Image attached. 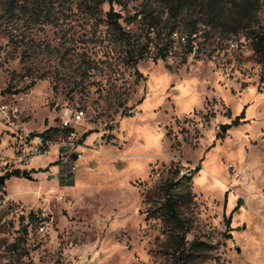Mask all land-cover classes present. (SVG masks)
<instances>
[{
    "label": "rangeland",
    "instance_id": "374dc122",
    "mask_svg": "<svg viewBox=\"0 0 264 264\" xmlns=\"http://www.w3.org/2000/svg\"><path fill=\"white\" fill-rule=\"evenodd\" d=\"M151 1L41 0L37 21L11 19L0 0V103L32 132L66 106L85 110L74 136L29 164L0 111V264H171L169 226L148 208L172 163L199 162L181 206L187 238L212 244L204 264H264V82L247 27L203 23L197 53L176 38L167 58L152 45L135 62L107 12L144 36L137 14L163 10ZM257 13L264 27V0ZM15 168L32 178L7 176Z\"/></svg>",
    "mask_w": 264,
    "mask_h": 264
},
{
    "label": "trees",
    "instance_id": "16d2710c",
    "mask_svg": "<svg viewBox=\"0 0 264 264\" xmlns=\"http://www.w3.org/2000/svg\"><path fill=\"white\" fill-rule=\"evenodd\" d=\"M84 1L87 5L93 6L100 5L106 0ZM154 1L158 2L163 10L146 9L145 15L141 17L146 27L144 36H134L127 32L120 22L122 13L113 6L107 12L108 20L118 35L136 50V56H132L135 62L143 58L148 51L146 48L152 45L157 50V56L167 58L174 47L176 38L185 42L187 54L194 51L197 53L198 49L196 50L194 47L195 39L203 23H210L222 29L229 28L230 31H237L246 26L256 57L262 64L260 80L264 82V27L261 25L257 13L260 8V0ZM3 2L5 12L11 19L16 16L18 9L30 12L37 21H40L44 14L38 6L41 0H3ZM152 27L153 35L150 34ZM181 27L184 29L183 31L179 30ZM176 32L179 36L175 35ZM244 116L245 108L235 117L234 121L239 122ZM49 130L50 128H46L42 132H33L32 134L44 133ZM200 167L199 162L193 170L184 171L179 164L172 163L168 175L160 184L158 198L148 208V215L162 218L169 226L172 235L171 248L168 250L171 264H204L212 251L211 243L197 237L192 240L187 238L189 223L181 209V206L192 198L191 177L193 172L198 171ZM30 171L25 176L31 177ZM12 173L22 175L23 169L9 170L7 176ZM30 214H34L33 210L30 211ZM228 222L230 224V217Z\"/></svg>",
    "mask_w": 264,
    "mask_h": 264
},
{
    "label": "built area",
    "instance_id": "2783aa9c",
    "mask_svg": "<svg viewBox=\"0 0 264 264\" xmlns=\"http://www.w3.org/2000/svg\"><path fill=\"white\" fill-rule=\"evenodd\" d=\"M141 17L142 14L139 13L138 18ZM150 34H154L153 29H151ZM175 35L179 36L177 32ZM0 111L8 122L16 126L13 157L25 164L33 162L36 156L45 155L49 151L50 146L55 144L57 136H60V138H63V135L67 137L74 136L77 124L83 120L85 115V110L80 105L74 107L66 106L62 109L59 124L54 126L57 129L53 128L48 132L32 134V131L24 130L25 127L20 121L22 110L17 104L1 102Z\"/></svg>",
    "mask_w": 264,
    "mask_h": 264
},
{
    "label": "water",
    "instance_id": "95a60500",
    "mask_svg": "<svg viewBox=\"0 0 264 264\" xmlns=\"http://www.w3.org/2000/svg\"><path fill=\"white\" fill-rule=\"evenodd\" d=\"M229 125H230L229 123H222L221 124V129L222 130H225ZM27 172H28V170L27 169H24L23 170V175H26ZM5 178H6V175L5 174H0V182L4 181Z\"/></svg>",
    "mask_w": 264,
    "mask_h": 264
},
{
    "label": "bare ground",
    "instance_id": "6f19581e",
    "mask_svg": "<svg viewBox=\"0 0 264 264\" xmlns=\"http://www.w3.org/2000/svg\"><path fill=\"white\" fill-rule=\"evenodd\" d=\"M152 29H153V27H152Z\"/></svg>",
    "mask_w": 264,
    "mask_h": 264
}]
</instances>
